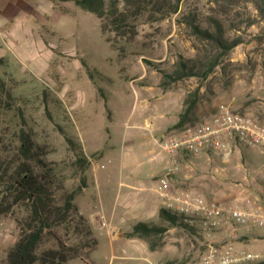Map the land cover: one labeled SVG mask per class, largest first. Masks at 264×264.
Returning <instances> with one entry per match:
<instances>
[{"label":"rangeland","instance_id":"1","mask_svg":"<svg viewBox=\"0 0 264 264\" xmlns=\"http://www.w3.org/2000/svg\"><path fill=\"white\" fill-rule=\"evenodd\" d=\"M58 1L0 0V165L8 174L24 130L46 147L47 160L68 191L87 184V173L99 164L103 186H110L109 198L121 182L138 181L150 167L178 165L175 180L181 167L192 163L189 158L176 163L156 142L181 130L176 124L188 97L198 100L188 125L210 119L222 103L264 124V13L259 0H182L179 11L171 14L177 0H118L128 16L123 31L110 19L104 31L102 20L74 0H64L56 10ZM188 17L212 30L219 21L228 38L243 43L223 55L194 34ZM216 58L219 65L208 78L186 77L163 85L165 74H173L181 59L192 60L190 65L199 71ZM81 150L90 161L87 170ZM206 158L194 169L186 168L188 177H180L178 187L226 208L255 212L264 205V155L258 148L236 147L228 162ZM89 177L88 192L76 198L79 205L97 196ZM26 216L20 205L0 216V264H6ZM149 224L167 231L149 240L136 238L153 255L147 264H200L210 246L227 244L264 257V228L252 223L207 231L173 225L160 216ZM58 232L68 245L79 242L72 230ZM101 241L88 260L76 258L71 264H135L142 254L127 240L124 251L120 244L113 250ZM54 247L57 241L50 238L43 249Z\"/></svg>","mask_w":264,"mask_h":264},{"label":"trees","instance_id":"2","mask_svg":"<svg viewBox=\"0 0 264 264\" xmlns=\"http://www.w3.org/2000/svg\"><path fill=\"white\" fill-rule=\"evenodd\" d=\"M168 2V0H166ZM182 0H177L176 6L169 12L177 13ZM81 9L96 15L102 20L104 31L106 19H110L118 31H123L128 24V16L119 8L118 0H74ZM160 3V2H158ZM165 6V1L162 3ZM260 9L264 13V0H259ZM136 17L140 12L136 11ZM187 21L197 37L208 40L215 44L222 54L225 55L235 47L243 43L241 38L231 39L226 36L224 25L216 21V29L203 28L197 23V18H187ZM110 42V40H108ZM191 61L181 59L178 68L173 74H165L163 85L167 86L186 77L199 76L208 78L219 65V60L205 65L198 71L197 66L190 64ZM198 106L196 97H188L185 101V110L181 114L180 121L176 124L177 129H182L191 123L188 118ZM71 146L74 141L67 137ZM79 158L87 170L90 161L81 150ZM17 158L13 160V172L0 165V216L10 212L15 205H20L27 211V216L21 223V232L18 241L8 252L6 264H71L76 258L88 260L93 252L98 249V240L88 220L80 211L76 198L86 187L82 186L76 191H68L64 182L58 178L51 163L47 160L46 147L39 144L32 133L22 130L20 146ZM79 159V161H80ZM8 167V166H7ZM5 195V196H4ZM10 200V201H9ZM6 206V207H4ZM161 216L173 225H182L190 228L182 218L167 210L161 209ZM72 230L79 242L68 245L60 237L58 229ZM194 229V228H193ZM167 228L155 227L146 222L137 223L131 231L126 233L127 238L149 240L154 235H162ZM57 241V247L43 249L44 244L50 239ZM156 246L151 244V249ZM257 264H264L260 261Z\"/></svg>","mask_w":264,"mask_h":264},{"label":"built area","instance_id":"3","mask_svg":"<svg viewBox=\"0 0 264 264\" xmlns=\"http://www.w3.org/2000/svg\"><path fill=\"white\" fill-rule=\"evenodd\" d=\"M161 146L174 156L176 163L179 154L197 159L214 157L228 162L233 158L236 147H256L264 155V124L256 117L235 111L231 105L222 103L210 119L187 125L177 133L164 137ZM178 169L176 165L166 172L158 192L163 207L179 215L187 225L207 231L229 224L249 226L252 223L264 228V205L255 212H247L223 207L190 191L173 190L170 177ZM262 180L264 183V175ZM252 261H264V257L246 251L239 252L233 244H227L221 248L210 246L200 264H244Z\"/></svg>","mask_w":264,"mask_h":264},{"label":"crops","instance_id":"4","mask_svg":"<svg viewBox=\"0 0 264 264\" xmlns=\"http://www.w3.org/2000/svg\"><path fill=\"white\" fill-rule=\"evenodd\" d=\"M62 2L65 1L59 0L58 3L54 6V9H60V7L64 5ZM176 122L177 121H175V123ZM147 127L152 128V123L147 121ZM162 140L156 142L161 146ZM98 153L99 151H94L93 155ZM178 157L182 161H185L186 158H189L192 163L182 166L181 171L179 172L182 174V176H180L181 174L179 173L176 174V179L174 178L175 180H173L172 176L170 185L175 191L187 192L188 189H182L180 188L181 186L178 187V184L180 183L178 179H181L180 177H182L183 179L184 177H188V175L186 174V168L191 167L192 169H194L197 166L196 162L201 161L206 157L200 159L194 158L196 160H192L193 157L186 156L185 154H179ZM103 158L104 156L101 155L99 160H102ZM103 168H105L104 165L101 166V169ZM168 170H170V167L167 165L163 166L159 170L157 168L150 167L149 172L145 177H142L138 181L137 178H132L134 180L127 181L125 183L121 182L119 188L120 190L117 191L115 195L114 193H112V195L107 198V192L110 191V186L109 189L103 186L102 178L100 176L99 164L96 163V165H93L91 167V170H89V173H87L88 181L86 187L83 189L81 194L85 195L88 192L91 180L89 175H91V178L93 179V181L91 182L95 187L97 196L95 200L85 198L82 205H79L78 203L77 204L79 205L81 213L86 218H88L98 239V246L101 245V240H104V242L108 241L110 243L113 250H115V246L117 244H120L122 251H124L125 248L128 247V241L132 244V247L134 249H137L142 253L140 257H137L138 262L135 264H147V262L152 261L153 255L148 252L149 249L146 245H140V240L136 238L127 239L123 237V235L126 232L131 231L137 223H149L161 216L163 201L161 196L159 195L158 188L160 186V178L164 176ZM182 182L183 184L187 183L186 181ZM121 187H123V189ZM135 201L137 203L136 205H134L135 203H133V205L130 204L131 202ZM104 222H106V225L104 224ZM125 240L127 241L125 242ZM120 264L126 263L123 262Z\"/></svg>","mask_w":264,"mask_h":264}]
</instances>
